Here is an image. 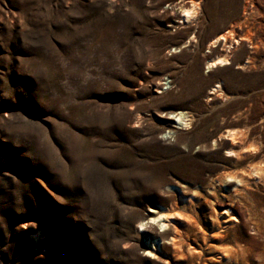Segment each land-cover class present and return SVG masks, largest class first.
<instances>
[{
    "label": "rangeland",
    "instance_id": "rangeland-1",
    "mask_svg": "<svg viewBox=\"0 0 264 264\" xmlns=\"http://www.w3.org/2000/svg\"><path fill=\"white\" fill-rule=\"evenodd\" d=\"M183 1L0 0V264H153L139 221L177 202L167 183L197 190L216 248L248 249L231 264H264V0H196L179 24ZM227 131L248 151L217 147Z\"/></svg>",
    "mask_w": 264,
    "mask_h": 264
},
{
    "label": "bare ground",
    "instance_id": "bare-ground-1",
    "mask_svg": "<svg viewBox=\"0 0 264 264\" xmlns=\"http://www.w3.org/2000/svg\"><path fill=\"white\" fill-rule=\"evenodd\" d=\"M189 3L191 6H189ZM189 3L182 2V6L180 7L182 15L180 17L181 20L178 22L179 24H183L197 15L195 10L196 0H190ZM174 8L175 6L171 7L170 11L166 14L175 15ZM213 43H218V40H214ZM228 64L230 63L227 59L218 58L217 60H211L208 68ZM214 91L216 92L217 90ZM158 93L161 92L158 91ZM173 119L176 121L175 125L172 126L175 132L190 128L191 119L186 114L175 113ZM168 138L170 137L167 134L163 136V140H167ZM243 142L237 141L234 131H227L226 134L220 135L216 141V146H226V153L232 154L233 156L236 153V148H240L244 152L248 151ZM250 175L257 176L255 169L248 170L244 174L225 172L223 180L220 177L216 179L218 194L213 193L211 195L212 198H217L218 195H222L223 197L230 196V194L223 193L224 188H233L234 195L232 196L236 197L240 194V190H246L245 183ZM236 183L239 185L235 186ZM165 190L167 191H164L163 194L167 195L168 200L173 201L178 197L177 202L172 203L169 207L161 205L158 208L150 209L148 214L143 216L139 221V227L143 229L140 240L145 242L143 244L139 243V247L144 257L155 260L153 264H209L210 260L207 259V256L211 253L218 255V259L213 264H220L225 261L231 264V261L237 263L238 259L242 257L240 254L247 252L248 249L246 248H235V250L216 248V245L223 244L229 238V234L220 235L219 237H208L206 235V232H204L206 231L205 226L202 224L199 216L193 212L195 204L200 202V200L194 202V199L198 198L199 195L197 190H191L188 187L183 189L181 188V184L174 185V183H167ZM172 190L177 191V195L171 193L170 191ZM190 193L191 195L188 196ZM205 195L202 198L205 199ZM161 202L166 203L167 200H162ZM222 215L224 219H228L227 221L238 222V219L233 214L232 206L225 208ZM162 228H164L163 231H161ZM207 241L216 244H211L212 246L205 250L204 246Z\"/></svg>",
    "mask_w": 264,
    "mask_h": 264
}]
</instances>
